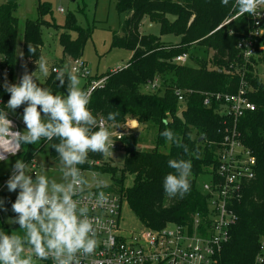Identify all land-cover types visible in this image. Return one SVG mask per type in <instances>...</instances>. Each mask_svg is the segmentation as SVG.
<instances>
[{
    "label": "trees",
    "instance_id": "1",
    "mask_svg": "<svg viewBox=\"0 0 264 264\" xmlns=\"http://www.w3.org/2000/svg\"><path fill=\"white\" fill-rule=\"evenodd\" d=\"M12 2L7 0L0 4V54L15 71L19 21L14 15L16 5ZM116 6L118 13L126 18L120 29L113 33L111 45L129 49L132 57L121 70L93 73L90 80L108 78L103 88L93 92L89 108L97 119L107 120L109 112H119L116 118L119 127L130 116L139 123L153 122L158 128L156 147L151 151L136 150L137 137L128 135L120 145L126 150L122 168L111 163L82 167L109 174L112 182L108 190L126 199L144 227L160 229L169 223H192L198 213L208 210L207 196L197 186V179L204 173L217 174L216 145L211 142L220 139L217 130L223 119L220 103L204 105V93H235L245 79L255 110L241 118L239 129L242 140L257 157L256 177L247 183L241 199L235 204L238 220L231 229V238L222 251L220 263L258 264L256 260L262 253L260 247L264 239V83L258 76L264 65V49H261L264 33L254 56L246 60L237 43L252 30V18L248 14L238 15L231 10V5L223 6L221 0H116ZM37 10L39 18L25 23L21 52L24 58L40 56L43 17L52 13V5L49 1L39 0ZM234 16L229 23L223 24ZM146 17L151 23L160 24L161 36L172 34L180 40L164 41L161 36L143 34L140 26ZM77 21L76 13L70 12L65 24L58 25V28H65L59 36L65 58H80L93 34L90 26L79 29ZM220 25L223 26L218 28ZM73 30L77 32L76 36L71 34ZM28 44L36 48L35 56L29 54ZM193 45L210 49L214 54L209 60L196 59L195 67L175 62L177 56L189 54ZM65 58L57 66H65ZM155 80H158L159 88L143 91ZM88 83L81 80L84 89ZM41 86L50 88L55 94L66 93V85L59 87L55 72H51ZM178 90L184 93L182 102L176 95ZM189 90L192 92H187ZM165 127L182 138L188 153L174 143H170L168 153L159 151L158 147L167 143L160 135ZM47 145L50 158L58 161L55 150L46 141L23 146V151L14 157L29 162ZM103 156L90 153L89 159L102 160ZM181 158L192 161L191 191L184 198H170L163 189L164 177L174 171L169 168L168 160ZM128 175H133V183L125 187ZM12 203L13 199L9 198V206ZM0 227L9 230L1 222V215ZM36 264H51V261Z\"/></svg>",
    "mask_w": 264,
    "mask_h": 264
},
{
    "label": "clouds",
    "instance_id": "2",
    "mask_svg": "<svg viewBox=\"0 0 264 264\" xmlns=\"http://www.w3.org/2000/svg\"><path fill=\"white\" fill-rule=\"evenodd\" d=\"M225 7L239 15L255 16L264 0H221ZM29 54L36 55V48L28 44ZM37 70L27 71L26 65L18 83L5 82L4 88L10 94L7 111L0 109V161L7 155H15L21 146L34 145L40 141L51 144L60 165V179L40 172H31L30 165L17 159L7 181L9 192L18 191L12 211L16 214L10 220L18 224L23 235L16 230L11 233L0 229V264H35L37 260L51 261V264H81L83 258L92 255L98 247L97 229L99 217L92 215L93 206L103 207L109 203L102 180H97V191L89 193V180L81 165L89 159L90 153L113 155L115 136L123 134L116 118L119 112H109L107 121L98 120L89 108L90 94L81 86L78 70L65 65L55 69V80L66 93L55 94L50 88L42 87L36 73L49 75V66L42 55L36 60ZM22 105L24 131H14L9 111ZM168 142L189 149L182 138L170 128L160 133ZM55 141V142H53ZM169 172L163 180L165 194L184 198L191 191V159L168 160ZM0 209L4 200L0 199Z\"/></svg>",
    "mask_w": 264,
    "mask_h": 264
},
{
    "label": "built area",
    "instance_id": "3",
    "mask_svg": "<svg viewBox=\"0 0 264 264\" xmlns=\"http://www.w3.org/2000/svg\"><path fill=\"white\" fill-rule=\"evenodd\" d=\"M61 11L63 12V9ZM236 16L227 19L223 24L229 23ZM251 18L252 30L237 43L238 49L246 60L254 56L256 47L260 43L259 38L264 33V5L260 6L256 15ZM261 49H264V46H261ZM188 59L189 54L184 53L177 56L175 62L186 64ZM6 61V57L0 54V109L5 111H7L8 92L4 84L5 82L12 84L14 77L15 81L18 77L14 75V70ZM68 66L78 70L81 80L89 82L85 90L90 97L96 89L103 88L106 84L107 76L90 80L94 75L93 71L81 58L70 59ZM58 68L60 67L53 66L50 73ZM258 76L264 83V65ZM147 86L149 91L160 87L158 80L150 82ZM249 89L248 83L242 79L235 93H204V105L220 103L219 112L223 116L217 130L220 139L211 142L216 145L217 174L211 175V179L205 182L202 188V192L207 196L208 210L202 214L198 213L190 224L169 223L160 229L143 227L141 230H128L121 224L122 204L127 202L126 199L122 195L109 191L111 184L104 183L99 190L105 192L109 203L103 207L93 206L91 213L101 220V225L97 229L98 247L92 255L83 258L81 264H221L222 251L230 241L231 229L238 220L235 204L241 199L247 183L256 177L257 157L242 140L239 129L241 118L255 110V104L249 97ZM187 92L191 93L192 90ZM176 95L180 102L184 100L182 91H176ZM25 106L22 105L14 113L8 112L14 131L26 129L22 120ZM98 120L109 123L103 117ZM120 128L116 131L123 136L117 135L114 139L121 145L123 138L128 135L119 130ZM118 147L114 143L113 149ZM22 151L23 145L15 155H7L6 160L18 156ZM100 161L102 160L88 159L87 164L101 166ZM28 163L32 172H38L35 158ZM80 167L84 173L99 171ZM97 190V186H90L85 195L95 193ZM260 248L262 253L257 257L258 264L264 262V239Z\"/></svg>",
    "mask_w": 264,
    "mask_h": 264
},
{
    "label": "rangeland",
    "instance_id": "4",
    "mask_svg": "<svg viewBox=\"0 0 264 264\" xmlns=\"http://www.w3.org/2000/svg\"><path fill=\"white\" fill-rule=\"evenodd\" d=\"M7 0H0V4ZM49 1L52 5V13L44 16V25L42 27V40L43 46L41 47L40 56L46 58L49 66V70L53 66L59 65V61L64 59L63 49L59 42V36L63 29L58 28L65 24L67 16L70 12L76 13L78 18L77 26L79 29H86L87 27L93 28V34L87 41L83 54L80 57L81 60L89 65L93 73L104 74L109 72H116L117 69L121 70L127 66L129 60L132 57V52L129 49L121 47H112L113 33L118 31L121 26V22L124 15H120L117 11L116 0H41ZM16 5L14 15L18 18V38H17V65L14 71V75L18 76V83L20 77L25 71V65L29 73H33L37 70V59L24 58L22 55L23 48V33L25 30V23L27 20H37L39 18L37 6L39 0H13ZM63 9V12L61 11ZM68 28V27H67ZM140 31L143 34L160 35V24L151 23L149 18L146 17L141 23ZM73 36H76V30L71 31ZM164 41L178 42L179 37L169 34L161 36ZM214 52L210 49L202 47L200 45H193L189 51V59L187 60V66L195 67L196 59L209 60L213 56ZM39 56V57H40ZM194 57V58H192ZM69 58H65L64 65H68ZM59 67V66H58ZM49 71V73H50ZM38 82L40 85L47 77L42 76L39 72L36 73ZM108 77V76H107ZM82 85V84H81ZM143 91H149V87L143 88ZM9 100L10 95L6 96ZM17 109L14 111L16 112ZM10 111V113H14ZM121 130L125 135H133L139 133L137 137L136 150L139 151H151L156 147L157 140V125L153 122L139 123L134 117H127L126 123L121 125ZM119 147L113 149V155L103 156L100 161L101 166L111 163L117 168H122L126 157V150L120 147V144L115 142ZM159 151L168 153L171 150L170 142L167 141L165 145L158 147ZM50 147L47 145L42 152H37L35 160L37 162V171L40 172L42 168L46 170L47 174L51 177L60 179V165L58 161L53 160L49 156ZM17 159L21 157H11L10 159L0 162V199L4 200V208L0 209L1 222L9 229L7 232L17 231L20 235H23L22 230L19 229L18 224L11 223L10 220L15 218V213L12 211L11 205L8 204V199L12 198L15 202L18 191L9 192L7 188V181L10 178L13 170V166ZM87 166V162L83 164ZM110 165V164H109ZM82 166V165H81ZM99 166V167H101ZM86 170V169H85ZM30 171L32 168L30 166ZM84 175L89 180L90 186H97L96 181L102 180L105 184H111L112 177L109 174L101 172H86ZM133 175H128L125 180V187H130L133 183ZM211 179L210 175L202 174L197 179V186L202 190L205 182ZM122 225L128 230H141L143 225L140 223L134 212L131 210L129 204L124 202L122 204ZM1 229V227H0ZM40 260L35 262L38 263Z\"/></svg>",
    "mask_w": 264,
    "mask_h": 264
},
{
    "label": "water",
    "instance_id": "5",
    "mask_svg": "<svg viewBox=\"0 0 264 264\" xmlns=\"http://www.w3.org/2000/svg\"><path fill=\"white\" fill-rule=\"evenodd\" d=\"M135 136L138 137L139 136V133H136Z\"/></svg>",
    "mask_w": 264,
    "mask_h": 264
}]
</instances>
